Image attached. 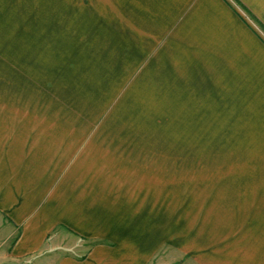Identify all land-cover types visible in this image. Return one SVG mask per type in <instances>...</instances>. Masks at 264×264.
Segmentation results:
<instances>
[{
	"label": "crops",
	"instance_id": "crops-1",
	"mask_svg": "<svg viewBox=\"0 0 264 264\" xmlns=\"http://www.w3.org/2000/svg\"><path fill=\"white\" fill-rule=\"evenodd\" d=\"M29 2L21 44L51 46V68L79 97L26 107L9 68L0 77V263L156 259L169 241L148 180L169 159L138 123L144 111L180 133H226L213 162L225 172L212 173L224 184L204 216L195 209L192 238L174 243L181 259L264 264V0ZM14 3L0 0V20Z\"/></svg>",
	"mask_w": 264,
	"mask_h": 264
},
{
	"label": "rangeland",
	"instance_id": "rangeland-1",
	"mask_svg": "<svg viewBox=\"0 0 264 264\" xmlns=\"http://www.w3.org/2000/svg\"><path fill=\"white\" fill-rule=\"evenodd\" d=\"M29 1L32 0L21 4L22 0H16L12 6L9 5V12L4 14V19L0 20V77L4 76L5 70L9 68L6 74L10 82L8 91L12 94H25L26 107L35 108L43 104L56 110L67 99L79 97L78 85L66 83L67 78L51 68V65H55L51 60V57H55V54L51 53V46L39 43L36 46L34 37H26V45L21 44L24 38L18 34V17L33 11L34 4ZM19 66L22 71L20 73L17 72ZM56 66L65 68L60 64ZM9 78L18 83L12 84ZM15 106L17 107V103ZM141 122L147 126L149 137L153 138L154 135V141L166 144V155L169 159V163L154 164L153 178L148 180V188L153 194L149 198L150 207L154 212L153 226L158 228L155 232L169 241L158 246V255L156 259L150 260L149 264H196L187 252L184 253L186 257L181 259L174 243L181 240L185 246V241L188 242L192 238L193 214L197 211L195 209L201 211L204 216L208 212L205 211L207 202L213 196L210 191L215 190L219 184H224L213 180L212 173L225 172L224 169H217L213 162H216L215 158L225 156L226 133L220 130L217 133L201 132L200 128L180 133L174 131L177 124L167 125L163 118L147 117L144 111L139 115L138 123ZM201 124L210 125L211 122L206 118ZM215 144L221 147V155H217L216 149L213 148ZM184 227L186 230L179 232V229ZM65 244L69 245L64 242ZM0 264L12 262L4 260Z\"/></svg>",
	"mask_w": 264,
	"mask_h": 264
}]
</instances>
